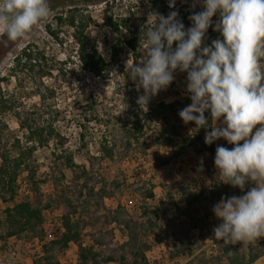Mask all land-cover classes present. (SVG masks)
Returning <instances> with one entry per match:
<instances>
[{
	"label": "rangeland",
	"instance_id": "rangeland-1",
	"mask_svg": "<svg viewBox=\"0 0 264 264\" xmlns=\"http://www.w3.org/2000/svg\"><path fill=\"white\" fill-rule=\"evenodd\" d=\"M186 2L192 9L193 0H176V6ZM158 4H168V0H110L107 5H79L82 12L75 14L76 21L89 20L84 29L87 45L107 62L101 77L78 73L77 32L68 24L67 5L50 11L47 19L36 25L27 37L14 41L0 58V79H3L0 82V152L23 154L12 202H5L9 193L0 185V223L7 207L32 200L49 206L43 211L42 233L44 229H54L57 233L62 215L73 211L80 225L79 243L95 248L99 247L97 243L102 244L105 257L120 254L123 251L117 248L128 242L144 253L148 264H227L224 254L230 245L231 252L244 254L246 261L249 249L253 248L260 256L251 264H264V237L236 244L214 239L213 228L222 221L215 216L212 207L221 199L211 198L208 191L213 190L215 184L222 193L225 179L218 175L215 155L199 153L193 148L181 150L180 142L186 131H182L181 138L173 137V144L165 142L170 126L184 124L178 113L191 103L186 93L187 73L177 70L174 81L167 90L152 97L147 110L137 104L143 89L136 90L126 63L128 60L139 63L143 59L146 34L142 36V29L147 31L151 25L154 17L147 25L148 16L158 12ZM196 8L200 9V4ZM60 14L61 24L55 21ZM103 16L116 22L120 33L106 27ZM46 26L54 35L46 33ZM132 34L140 38L136 51L123 46L119 55L109 60L107 49L117 39ZM27 44L44 53L50 76L41 80L36 66L33 69L17 66L14 58ZM174 101L180 103L174 112L149 113L159 102ZM17 115L32 124L42 120L51 122L54 132L62 137H49L43 145L27 144V132L20 128ZM127 129H131L133 135L130 148L125 150ZM215 144L227 147L228 143L220 139ZM102 145L112 147V157L100 153ZM30 146L32 149L27 150ZM68 158L73 167H69ZM83 170L87 176L82 175ZM252 186L246 184L245 193ZM89 188L94 192L90 199L86 197ZM149 192L153 197H148ZM186 192H204L200 203L189 213L183 206ZM168 193L172 194L174 207L167 212L168 217H164L159 213L163 209L160 202L166 200ZM117 214L121 226L113 222ZM175 218L183 221L185 227L195 224L189 232V242L183 244L190 251L182 248L178 252L176 248L180 243L166 232L167 220ZM3 231L2 227L0 235ZM42 236L29 232L6 239L0 236V264H10L2 258L8 250L18 253L14 264H34L46 244L36 243V238ZM77 254L78 245L73 243L62 252H53L55 261L60 264H76Z\"/></svg>",
	"mask_w": 264,
	"mask_h": 264
},
{
	"label": "clouds",
	"instance_id": "clouds-1",
	"mask_svg": "<svg viewBox=\"0 0 264 264\" xmlns=\"http://www.w3.org/2000/svg\"><path fill=\"white\" fill-rule=\"evenodd\" d=\"M197 4L203 10L192 12L187 29L176 0H168L173 10L167 16L149 13L147 25L154 20L142 29L145 55L139 63L128 60L126 70L136 90L143 89L137 98L143 110L167 90L177 70L187 73L191 103L179 111L180 118L194 122L195 131L206 130L205 144L224 139L234 146L216 147L214 165L223 183L242 191L253 185L244 195L222 197L213 205L222 221L213 228L214 239L252 242L264 237V0H193L191 8ZM49 14V0H0V42L27 37ZM210 27L222 39L208 45Z\"/></svg>",
	"mask_w": 264,
	"mask_h": 264
},
{
	"label": "trees",
	"instance_id": "trees-1",
	"mask_svg": "<svg viewBox=\"0 0 264 264\" xmlns=\"http://www.w3.org/2000/svg\"><path fill=\"white\" fill-rule=\"evenodd\" d=\"M112 1V0H111ZM110 0H49L50 11H55V9L59 7H63L65 5L69 6V9L65 10L66 14H69L68 24L71 27H74L76 30L75 34V44H76V58L79 67V74L88 73L95 77H101L105 71L107 62L104 57L95 49L90 48L87 45L86 39L84 37V29L87 27L89 20H77L76 21V13L82 12L79 8L80 4H90V5H98L104 3L107 5ZM156 3V2H155ZM157 10L160 14L167 16L168 13L173 10L169 9L168 4H162L157 6ZM179 11V19L185 25V28L191 26V21L188 17L192 14L193 11L199 12L202 11V7L200 9L195 8L194 10L190 9L188 3L181 6H176V9ZM81 16V15H80ZM82 17V16H81ZM218 15L213 17V26L215 25L216 20L218 19ZM55 21L59 24L62 23V14L60 16L55 17ZM103 23L106 27H108L111 31L118 34L119 25L114 22L111 18H107L103 16ZM46 33L49 35H54L49 26H46ZM217 38H221L220 33L213 30V27L208 29L205 38V44L210 45L211 41ZM6 40V37H4ZM144 39V38H143ZM146 40V37H145ZM140 38H137L134 34L130 37L119 38L117 41L112 44L107 49V55L109 60L114 59L119 55L122 51V47L125 46L128 50L134 52L136 48L139 46ZM14 45V41H9L7 44L0 42V58L6 54V52ZM175 47V44L173 45ZM109 52V53H108ZM17 66L21 64V66L28 67L29 69H33L35 66L37 68L38 76L41 80L50 76L49 68L46 67V57L43 52H39L33 47L31 44H27L22 48V50L18 53V55L14 58ZM76 74V72H74ZM3 79H0V82ZM165 90L160 91L161 93ZM159 92V93H160ZM90 97V96H89ZM1 98V97H0ZM3 103H6L3 101ZM176 105H180L178 101L171 102L169 104H165L164 102H159L153 110H149V113L155 115V113H160L161 110H168L174 112L176 110ZM6 109V108H5ZM206 117L209 118V123H211L210 114L205 113ZM147 117V114H145ZM19 121V126L21 129L26 130V143H38L43 145L46 144L49 137L57 136L58 138L62 137L59 134L55 133L51 122H44L42 120L41 123L32 124L26 118H21L20 115L16 116ZM162 119V118H161ZM159 121V119H158ZM170 134L165 137V142L168 144H173V137L181 138L182 131H186L185 137L181 139L180 148L181 150L187 148H193L195 151L199 153H205L207 155H215L217 145L215 142L211 145H207L204 142L206 130L204 128H200L198 131H195L196 125L194 122H189L188 124H182V126H170ZM188 129L190 132H188ZM209 130V129H208ZM140 131V130H139ZM45 133V134H43ZM125 150H128L131 145L130 138L132 137L131 129L125 130ZM137 139V138H135ZM33 146L28 147L27 150L32 149ZM234 147L233 145L227 144V148L231 149ZM100 153L105 157H112V147L102 145L100 148ZM69 167H73V162L70 158L67 159ZM23 162V154L19 152L16 155H9V153L1 151L0 152V185L3 189L8 191L9 197L8 200L12 202L16 193V186L14 185L17 176L18 169L21 167ZM86 170H83L82 175L87 176ZM223 187L222 193L218 189H216L215 184H213V190H209L210 197L213 199H217L220 197H232V196H242L245 194V188L242 191L239 187H233L230 184L222 183ZM244 192V193H243ZM93 188L88 189V195L86 196L88 199L92 198ZM219 193V194H218ZM202 194L204 192H186L184 194L183 206L184 209L187 210V213L191 212L197 204L200 203L202 199ZM148 197H153L149 192L147 193ZM98 198L99 201L102 200L101 194ZM4 200V198H2ZM173 198L172 194L168 193L165 201H161L160 205L163 209L159 210V213L164 217H168L167 212L174 207V203H172ZM67 205H70V202L67 200ZM48 205L41 206L36 202H32V200H25L16 204H13L11 207H7L4 210V219L0 223V229L3 227V234L0 235L2 239H6L9 237L17 236L24 232H29L33 236H42V224H43V211L48 209ZM61 228L62 232L54 241L47 242L43 245V251L41 255L37 258L34 264H60L55 261L53 252H62L67 249L68 246L73 243L78 245V254H77V263L76 264H148L145 255L141 250L135 249L128 242L122 243L117 250H121L120 254H109L106 257L104 256L101 247L103 246L100 243H97L99 247L96 250L95 246H82L79 243L80 240V225L79 222L75 219V212H65L61 217ZM113 222L121 226V220L119 215H115L113 217ZM126 227H129L126 225ZM166 232L169 237L177 240L179 246L176 248L177 251H181L182 248H185L186 251H190L188 247L183 246V244H187L189 242V232L194 229L195 224L190 223L187 227L184 226L183 221L178 218L167 220L165 225ZM96 244V245H97ZM177 252V254H178ZM248 260H245L244 254H239L237 252H231L230 245L225 249L224 259L227 264H251L255 260H257L260 256L259 253L255 252L253 248H250L248 253Z\"/></svg>",
	"mask_w": 264,
	"mask_h": 264
},
{
	"label": "built area",
	"instance_id": "built-area-1",
	"mask_svg": "<svg viewBox=\"0 0 264 264\" xmlns=\"http://www.w3.org/2000/svg\"><path fill=\"white\" fill-rule=\"evenodd\" d=\"M62 232V228L60 226V230L56 233L54 229L46 230L44 229L43 236L41 238H36V243L39 246H42L43 244L54 241L58 238V235ZM18 253L15 250H8V252L4 253L2 255L3 259H7L10 261V264H14L17 260Z\"/></svg>",
	"mask_w": 264,
	"mask_h": 264
}]
</instances>
